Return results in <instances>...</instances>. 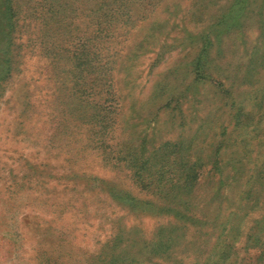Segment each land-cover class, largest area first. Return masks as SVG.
Masks as SVG:
<instances>
[{"label": "rangeland", "instance_id": "obj_1", "mask_svg": "<svg viewBox=\"0 0 264 264\" xmlns=\"http://www.w3.org/2000/svg\"><path fill=\"white\" fill-rule=\"evenodd\" d=\"M56 1L42 23L45 0H13L0 79V264H178L215 243L230 246L222 264H264V120L256 122L264 117V0H111L109 32L107 8L94 12L98 0ZM94 16L104 31L94 30ZM82 49L79 65L71 54ZM109 77L122 129L108 144L131 135L141 154V143L207 136L192 153L202 160L206 144H231L221 154L241 161L240 171L230 166L221 184L206 166L195 187L203 212L231 214L220 237L155 213L157 197L140 191L109 149L91 145V118L81 121L72 105L99 101L91 90ZM238 108L249 117L235 128ZM169 235V246L150 254ZM195 239L199 249L186 250Z\"/></svg>", "mask_w": 264, "mask_h": 264}, {"label": "trees", "instance_id": "obj_2", "mask_svg": "<svg viewBox=\"0 0 264 264\" xmlns=\"http://www.w3.org/2000/svg\"><path fill=\"white\" fill-rule=\"evenodd\" d=\"M98 1L99 4L94 6L96 7L94 12L102 10L103 7L107 8L103 11L101 17L103 22L106 23L105 27L109 32L111 31L109 26L112 19V16L109 14V7L112 5L110 2L111 0ZM45 2L47 3V8L42 23L47 22L48 19L51 20L53 9L58 8L56 0H45ZM56 12L57 10L55 9V13ZM94 18L98 19L100 17L94 16L91 21H93ZM96 23L97 27L94 29L96 32L105 30V27L101 26L102 20L98 19ZM14 26L15 11L13 0H0V79L8 73L6 71L7 68H9L10 62L6 53L9 52V46L11 44L10 34L14 31ZM83 51L84 49L81 51L76 50L71 54V58H77L79 60V65H83V61H80ZM88 63L89 67H91L90 65H92V63L89 61ZM112 71V66L109 65L106 67L105 72L108 75H112ZM91 73L94 72L88 70L87 76L91 75ZM109 79L110 81L107 79L101 84L97 83L98 90H91V92H94L96 93L95 95L99 96V101L95 102L91 107L89 106L90 103L82 105L81 102H75V104L72 105L75 110H78V117L81 121H86V119H83L84 117H87L88 119L91 118L89 122L91 125L90 132L94 135V137L90 136V142L93 143L91 145L99 147L103 151L109 149V151L106 152V155L109 156V154L113 153V158L122 161L123 165L129 168L131 179L139 190H145L150 192L151 195L157 197L160 201L158 204H162L157 206L155 213L161 214L172 212L175 218L184 221L185 223L190 222L201 227L207 225L211 229V233H209L210 236L216 234L218 230H224V224L230 221L231 214H229L228 217L221 219L219 213H216L215 211L210 210L203 212L201 205L203 198L201 197V199L198 200L199 195L195 194V187L200 180L201 171L204 170L206 166H209L210 170L217 173L219 183L221 184L223 183L221 180L223 178L226 179L233 171H235V173L240 171L241 161L232 163V160H230L231 158L227 156V154H221L222 149L231 146V144H225L223 141L214 146L210 143L206 144L205 147H208L206 152L209 154L210 151L211 153L209 157H207V160H202L201 156H192V153L196 154L197 150L203 149L202 143L207 141V136L202 139V141L198 142H196L197 140L195 137L187 139V142L183 138L178 141H166L164 144L155 148L154 146H149L144 149V145L141 143L139 149L142 153L140 154L138 147H134L133 137L128 135L127 137H121L116 140V149L113 150L115 145L108 144L107 139H116L113 133H116L121 126L114 127L116 122V115H114L116 92L111 82L112 78L109 77ZM90 80L91 76L90 79L87 80V83L94 84L97 81V77L94 78V81ZM177 101H179V99H177ZM260 101H263L262 98ZM261 116L262 115L258 117V120L256 121L257 123H261L264 120V117L260 120ZM234 117L236 128L238 125L243 124V120L248 118L249 115L243 117V112L238 108ZM250 119H252V116ZM61 124L63 125L64 122ZM243 135V130L240 128L236 133V137H242ZM214 147L215 149H213ZM236 164H238L239 169L234 170ZM230 166H233V171ZM224 169H228L226 174H223ZM218 191L219 189L215 187L214 190L211 191V196H214ZM216 235L219 237L221 236V234L218 233ZM170 236L171 235L158 239L150 248V254H159L158 252L167 248L169 246L168 240H170ZM200 244L201 241L195 239L191 242V245H187L185 249L189 251V249L194 246H196V249H199ZM217 247L218 244L215 243L211 247L212 249L206 253V256H204V253L206 252L204 250L191 254H189V252L186 253V251L185 254L183 253L184 255L182 258L178 260V264H182V262L185 263L188 259L192 261V264H199L201 258L205 260L203 262L204 264L211 261L216 262L217 264H222L220 263V260H224L225 257L228 256V248L230 246L225 244L223 247L226 249L222 250Z\"/></svg>", "mask_w": 264, "mask_h": 264}]
</instances>
